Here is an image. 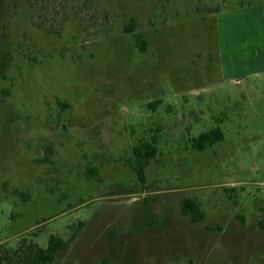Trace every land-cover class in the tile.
<instances>
[{
	"label": "rangeland",
	"instance_id": "obj_1",
	"mask_svg": "<svg viewBox=\"0 0 264 264\" xmlns=\"http://www.w3.org/2000/svg\"><path fill=\"white\" fill-rule=\"evenodd\" d=\"M259 47L264 0H0V247L55 234L47 264H264V74L225 60L256 67Z\"/></svg>",
	"mask_w": 264,
	"mask_h": 264
},
{
	"label": "trees",
	"instance_id": "obj_2",
	"mask_svg": "<svg viewBox=\"0 0 264 264\" xmlns=\"http://www.w3.org/2000/svg\"><path fill=\"white\" fill-rule=\"evenodd\" d=\"M225 138L221 127L213 128L200 134L193 140V146L198 150H204L208 146L222 141ZM158 152L157 140L143 142L135 148L138 157L136 172L142 182L146 181L145 166ZM181 211L184 215L191 216L193 222L205 219V213L200 204L191 197L182 200ZM62 237L52 234L48 245L43 247L33 238L23 237L15 248L0 247V264H47L56 259L59 250L64 246Z\"/></svg>",
	"mask_w": 264,
	"mask_h": 264
},
{
	"label": "crops",
	"instance_id": "obj_3",
	"mask_svg": "<svg viewBox=\"0 0 264 264\" xmlns=\"http://www.w3.org/2000/svg\"><path fill=\"white\" fill-rule=\"evenodd\" d=\"M250 55L252 54L248 52H242V56H239L242 61H236L233 55H229V57L225 59V55L223 53H221L219 58L221 59V61H223L224 59L229 61L230 76L249 80L251 76L258 77L260 76V74H264V49L261 50V48L259 47L255 52V56H252L257 60V62H259L256 67H252L251 65L249 66L247 60L249 59Z\"/></svg>",
	"mask_w": 264,
	"mask_h": 264
}]
</instances>
